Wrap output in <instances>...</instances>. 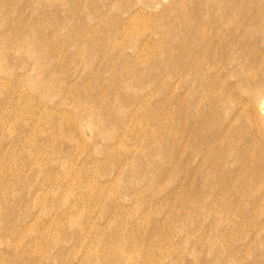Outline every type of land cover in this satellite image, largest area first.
I'll return each instance as SVG.
<instances>
[{"label":"rangeland","instance_id":"rangeland-1","mask_svg":"<svg viewBox=\"0 0 264 264\" xmlns=\"http://www.w3.org/2000/svg\"><path fill=\"white\" fill-rule=\"evenodd\" d=\"M0 264H264V0H0Z\"/></svg>","mask_w":264,"mask_h":264}]
</instances>
